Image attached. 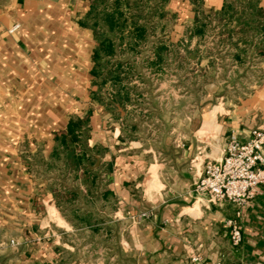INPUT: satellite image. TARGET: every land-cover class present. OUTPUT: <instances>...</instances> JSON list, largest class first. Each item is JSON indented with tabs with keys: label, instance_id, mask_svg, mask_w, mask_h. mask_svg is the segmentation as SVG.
<instances>
[{
	"label": "crops",
	"instance_id": "0c3cea01",
	"mask_svg": "<svg viewBox=\"0 0 264 264\" xmlns=\"http://www.w3.org/2000/svg\"><path fill=\"white\" fill-rule=\"evenodd\" d=\"M122 2L100 86L90 0H0V264H264V186L235 251L192 193L264 122V0Z\"/></svg>",
	"mask_w": 264,
	"mask_h": 264
},
{
	"label": "built area",
	"instance_id": "2783aa9c",
	"mask_svg": "<svg viewBox=\"0 0 264 264\" xmlns=\"http://www.w3.org/2000/svg\"><path fill=\"white\" fill-rule=\"evenodd\" d=\"M264 186V122L254 128L247 139L235 132L227 138L222 159L204 164L201 176L193 182L192 193L205 207H234V216L225 221L230 247L238 249L242 242V219L246 206ZM149 213L143 214L147 216ZM13 244V243H12ZM191 264H223L218 259L204 261L198 256Z\"/></svg>",
	"mask_w": 264,
	"mask_h": 264
},
{
	"label": "trees",
	"instance_id": "16d2710c",
	"mask_svg": "<svg viewBox=\"0 0 264 264\" xmlns=\"http://www.w3.org/2000/svg\"><path fill=\"white\" fill-rule=\"evenodd\" d=\"M124 3L122 0H90V8L84 17L82 22L83 26H88L93 30L95 41L97 46L94 51L95 69L93 70V76L99 79V85L104 84L109 78L112 82L118 84L132 75H122L120 78L117 74H104L103 68L108 57H114L121 44V36L127 26V16L123 11ZM140 12V11H139ZM131 19L136 16L130 15ZM134 16V17H133ZM138 16V15H137ZM138 17H142L141 15ZM145 26H135L134 33L137 39H144L146 35ZM134 48V44H132ZM129 76V77H128ZM121 91L112 93L113 100H116ZM75 143H77L76 137H70L67 140L62 141L64 149L68 150V155L74 151ZM73 161V160H72ZM71 161V162H72ZM83 162V161H82ZM77 168V162H72ZM85 166V165H84ZM84 172H89L88 168L84 167Z\"/></svg>",
	"mask_w": 264,
	"mask_h": 264
}]
</instances>
